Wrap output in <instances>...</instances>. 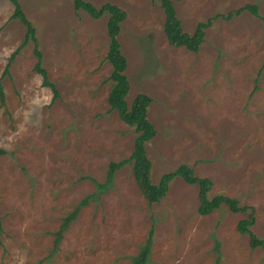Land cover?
Instances as JSON below:
<instances>
[{
  "label": "rangeland",
  "instance_id": "rangeland-1",
  "mask_svg": "<svg viewBox=\"0 0 264 264\" xmlns=\"http://www.w3.org/2000/svg\"><path fill=\"white\" fill-rule=\"evenodd\" d=\"M91 1L127 13L119 34L127 101L139 93L153 100L148 117L157 133L146 143L153 182L187 164L213 181L210 197L254 207L251 229L264 238V0H173L189 33L217 16L198 52L169 43L158 3ZM21 4L59 96L53 99L34 69L32 41L4 73L26 26L11 18L12 2L0 0V264H134L152 226L147 264H264V249H252L237 229L251 208L233 212L224 204L200 214L198 185L180 177L160 202L149 203L131 163L107 182L110 163L128 157L138 135L108 101L109 15L76 11L73 0ZM247 4L261 17L245 9L225 18Z\"/></svg>",
  "mask_w": 264,
  "mask_h": 264
},
{
  "label": "trees",
  "instance_id": "trees-1",
  "mask_svg": "<svg viewBox=\"0 0 264 264\" xmlns=\"http://www.w3.org/2000/svg\"><path fill=\"white\" fill-rule=\"evenodd\" d=\"M14 5V11L11 15L12 19H18L26 26V34L23 42L19 47L11 54L9 61L5 67L4 73L9 71V67L12 60L16 54L29 42L32 41L35 46V55L38 60L35 64V71L43 76V85L50 87L53 90L54 100L59 96V91L57 86L50 80L46 68L42 65L43 53L40 50V42L37 37V30L33 22L25 14L21 0H10ZM154 3H158L164 10L165 13V23L164 29L167 39L170 44L174 46H184L187 49L198 52L200 46L205 40V30L213 24V20L217 17L210 18L208 21H200L194 32L189 33L185 31L182 27L181 19L177 15V10L174 5L173 0H151ZM73 5L76 11L84 10L89 13L94 18H100L104 14H108L107 21V31L110 38L109 49L106 54V59L112 65V73L110 75V80L112 83L111 91L109 93L108 101L110 103V108L112 110H117L120 118L133 126L136 133L138 134L132 153L120 160L112 161L110 163L107 182L110 183L114 177L117 170L124 167L125 165L131 163L133 164V175L135 177L136 183L149 201V203L160 202L166 195L170 188V184L173 179L180 177L189 184H197L199 187V207L198 211L200 214L207 215L216 209H219L222 205H228L233 212H243L247 211L249 208L252 212L247 218L241 219L237 225V229L240 233H247L250 237V246L252 249L262 247L264 249V238L257 236L251 226L255 223V209L254 207H249L248 205L241 206L237 198L231 197L224 194H217L210 197L209 193L213 187V181L208 177L197 176L193 169L187 164L179 165L175 170L166 172L162 175L161 179L155 183L152 180L151 170L152 161L150 160L147 150L146 143L155 137L157 130L154 124L150 121L148 117V107L153 101L152 98L145 94L139 93L134 98L131 105L127 101V95L130 91L131 84L129 77L127 75L128 59L124 55L121 49V43L119 39V34L121 31V24L126 19L127 13L119 5L111 2H106L100 7H97L91 0H73ZM245 9H249L256 16L261 17L258 12L257 5L247 4L240 8H237L229 12L225 18L231 19L235 15H239ZM4 90H1V100L5 101ZM6 153V150L0 147V156ZM102 190L105 184H98ZM87 202L82 200L80 205L68 215L63 223V229H65L71 220L75 218L77 210ZM2 229L0 220V231ZM154 227L152 226L146 243L143 245L140 253L134 257V264H147L151 255ZM61 232H59V235ZM60 236L56 238L55 246H57ZM56 248V247H55ZM54 248V249H55ZM220 254V253H219ZM218 254V256H219ZM221 255V254H220ZM219 264V259L217 261Z\"/></svg>",
  "mask_w": 264,
  "mask_h": 264
}]
</instances>
